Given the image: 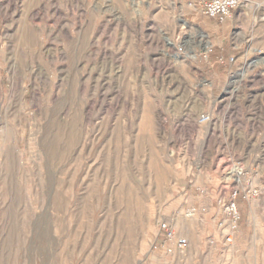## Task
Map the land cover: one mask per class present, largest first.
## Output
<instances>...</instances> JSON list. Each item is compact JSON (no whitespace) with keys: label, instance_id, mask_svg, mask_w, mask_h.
<instances>
[{"label":"rangeland","instance_id":"rangeland-1","mask_svg":"<svg viewBox=\"0 0 264 264\" xmlns=\"http://www.w3.org/2000/svg\"><path fill=\"white\" fill-rule=\"evenodd\" d=\"M189 1L0 0V264H264V0L222 26ZM234 161L242 233L186 236L193 178ZM160 217L189 250L150 251Z\"/></svg>","mask_w":264,"mask_h":264},{"label":"built area","instance_id":"built-area-1","mask_svg":"<svg viewBox=\"0 0 264 264\" xmlns=\"http://www.w3.org/2000/svg\"><path fill=\"white\" fill-rule=\"evenodd\" d=\"M250 0H192L188 2L189 6L198 5L201 13L209 19H215L220 22L230 18L233 12L246 5ZM214 45L209 41L201 43L196 56L206 59L213 53ZM178 53L182 51L181 47L177 48ZM185 56H188L185 54ZM195 56V57H196ZM230 61L234 60V56L229 57ZM209 120V115L202 113L198 117V123H204ZM245 175L244 165L239 161L229 163L225 169V180L223 181V193L218 198L221 205L223 219L218 223L219 235L222 242L230 245L234 239L237 230L240 212L238 208V199L244 200L256 199L261 194V189L247 185L241 190L243 178ZM226 192V194H225ZM196 209L188 207L176 214L184 218H193L196 215ZM150 251L153 253H161L166 256H174L183 254L188 247V239L175 226L173 217L157 218L152 226L149 238Z\"/></svg>","mask_w":264,"mask_h":264},{"label":"crops","instance_id":"crops-1","mask_svg":"<svg viewBox=\"0 0 264 264\" xmlns=\"http://www.w3.org/2000/svg\"><path fill=\"white\" fill-rule=\"evenodd\" d=\"M91 0H84V2L86 4H88V2H90ZM58 3V2H57ZM239 9V8H238ZM238 9H236L234 13H236L238 11ZM215 20V19H212ZM216 22H220L218 20H215ZM229 21V19H226L225 21L221 22V26L224 23H227ZM221 26H216L217 29H212L213 33H215V31H218L219 28ZM232 31V30H230ZM214 37V36H213ZM237 46V45H236ZM233 46L230 49L232 50H237L238 46ZM215 75H217V72L213 71ZM218 76V75H217ZM213 81H216V79H214L212 77ZM260 81V80H259ZM213 86H215V82L213 84ZM228 99V98H227ZM226 100V98H225ZM235 106H233V108H229L226 109L225 108V115L229 114V118L231 121L236 122V121H242V111H240V109L237 106L236 108V103L234 104ZM199 117V116H198ZM238 130V132H237ZM218 131L216 130L215 133H217ZM241 136V131L240 129H234L233 131H231L230 136L234 137L237 135ZM226 135V134H225ZM242 137V136H241ZM228 148V147H227ZM227 150H230L229 148ZM222 165H218L216 167V169L214 170V173H223L224 169L223 167H221ZM209 174V173H208ZM220 180L221 179H217L216 177H212L210 175L207 176V178L203 177H197V178H193L192 180V185L190 186V190L185 194V196H187V199L190 201H198V209H196L197 211V216L196 219L195 218H190L189 220V225L186 224V226L182 227V231L184 232V234L186 236L192 237L193 233H195L194 228L198 225L199 226V233L202 234L203 229L206 230H211L214 229V227H217L218 223L223 219V213H222V209H221V205L218 203V198L219 196L223 193V191L221 189H219V185H220ZM226 194V192H225ZM239 201V200H238ZM190 206V205H189ZM193 208H195L193 206V204L191 205ZM246 214H251L252 217H258V212L255 210H251V211H247ZM243 218H245V216L241 215L240 219L238 221V228H237V232L235 233L236 235H240V233H242V227H243ZM194 221H193V220ZM197 226V227H198ZM203 228V229H202ZM256 241H259V245L260 242L263 241V236L261 233L257 232L256 233ZM254 239V240H255ZM222 242V241H221ZM221 244H224L223 242ZM189 250V247H188ZM195 257L196 254H195ZM197 258H200L197 257Z\"/></svg>","mask_w":264,"mask_h":264},{"label":"bare ground","instance_id":"bare-ground-1","mask_svg":"<svg viewBox=\"0 0 264 264\" xmlns=\"http://www.w3.org/2000/svg\"><path fill=\"white\" fill-rule=\"evenodd\" d=\"M203 36V35H202ZM178 53V52H177ZM180 54V53H179ZM191 56H193V55H191ZM252 63V62H251Z\"/></svg>","mask_w":264,"mask_h":264}]
</instances>
